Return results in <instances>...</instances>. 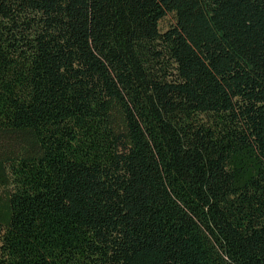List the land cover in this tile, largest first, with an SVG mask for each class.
Wrapping results in <instances>:
<instances>
[{"label": "trees", "instance_id": "1", "mask_svg": "<svg viewBox=\"0 0 264 264\" xmlns=\"http://www.w3.org/2000/svg\"><path fill=\"white\" fill-rule=\"evenodd\" d=\"M0 193V264H264V0H0Z\"/></svg>", "mask_w": 264, "mask_h": 264}, {"label": "rangeland", "instance_id": "2", "mask_svg": "<svg viewBox=\"0 0 264 264\" xmlns=\"http://www.w3.org/2000/svg\"><path fill=\"white\" fill-rule=\"evenodd\" d=\"M171 26V21L169 19H166L164 20L162 23H161V30H166L167 28H169ZM4 197V194H1L0 193V205H4L5 203V198Z\"/></svg>", "mask_w": 264, "mask_h": 264}]
</instances>
